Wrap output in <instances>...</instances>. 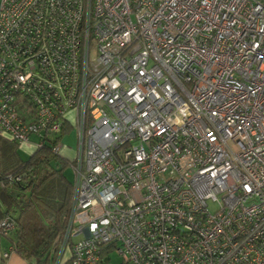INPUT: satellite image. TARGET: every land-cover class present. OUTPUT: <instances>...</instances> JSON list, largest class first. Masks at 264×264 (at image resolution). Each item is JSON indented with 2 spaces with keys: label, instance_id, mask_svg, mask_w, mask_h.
Returning <instances> with one entry per match:
<instances>
[{
  "label": "built area",
  "instance_id": "built-area-1",
  "mask_svg": "<svg viewBox=\"0 0 264 264\" xmlns=\"http://www.w3.org/2000/svg\"><path fill=\"white\" fill-rule=\"evenodd\" d=\"M69 128L55 264H264V0H0V138Z\"/></svg>",
  "mask_w": 264,
  "mask_h": 264
},
{
  "label": "trees",
  "instance_id": "trees-1",
  "mask_svg": "<svg viewBox=\"0 0 264 264\" xmlns=\"http://www.w3.org/2000/svg\"><path fill=\"white\" fill-rule=\"evenodd\" d=\"M51 148H31L23 159L18 144L0 138V220L13 219L11 245L34 264H54L72 203V180L64 174L70 160ZM9 174L21 180L8 183Z\"/></svg>",
  "mask_w": 264,
  "mask_h": 264
},
{
  "label": "rangeland",
  "instance_id": "rangeland-1",
  "mask_svg": "<svg viewBox=\"0 0 264 264\" xmlns=\"http://www.w3.org/2000/svg\"><path fill=\"white\" fill-rule=\"evenodd\" d=\"M36 135H31L30 140L31 142L35 141ZM76 142H77V138H76V131L74 128H69L66 129L63 132V135L61 137V154L65 155L66 157H71L72 156V152L75 150L76 148ZM27 146H22L19 149V153L20 156L23 159H26L29 156V152L32 148V146H30L29 144H26ZM64 174L67 177V179L69 180H73L74 179V172H73V168L71 166V164H67L64 170ZM58 257V254L56 255L55 261Z\"/></svg>",
  "mask_w": 264,
  "mask_h": 264
},
{
  "label": "crops",
  "instance_id": "crops-1",
  "mask_svg": "<svg viewBox=\"0 0 264 264\" xmlns=\"http://www.w3.org/2000/svg\"><path fill=\"white\" fill-rule=\"evenodd\" d=\"M22 146H27V145L24 144ZM22 146H19V147H22ZM63 156L66 157L65 155ZM11 246L12 245H11L9 237L0 235V264H34L32 261H29L23 258L22 256H20L15 250H11ZM5 250L8 251V256L6 258H3L2 254Z\"/></svg>",
  "mask_w": 264,
  "mask_h": 264
}]
</instances>
